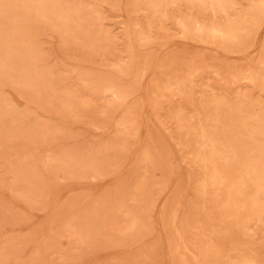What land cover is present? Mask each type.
Segmentation results:
<instances>
[{
	"label": "rangeland",
	"instance_id": "374dc122",
	"mask_svg": "<svg viewBox=\"0 0 264 264\" xmlns=\"http://www.w3.org/2000/svg\"><path fill=\"white\" fill-rule=\"evenodd\" d=\"M0 264H264V0H0Z\"/></svg>",
	"mask_w": 264,
	"mask_h": 264
},
{
	"label": "bare ground",
	"instance_id": "6f19581e",
	"mask_svg": "<svg viewBox=\"0 0 264 264\" xmlns=\"http://www.w3.org/2000/svg\"><path fill=\"white\" fill-rule=\"evenodd\" d=\"M59 16V15H58Z\"/></svg>",
	"mask_w": 264,
	"mask_h": 264
}]
</instances>
